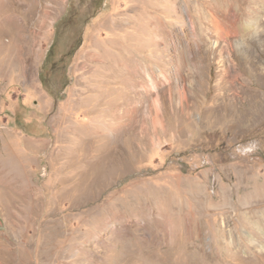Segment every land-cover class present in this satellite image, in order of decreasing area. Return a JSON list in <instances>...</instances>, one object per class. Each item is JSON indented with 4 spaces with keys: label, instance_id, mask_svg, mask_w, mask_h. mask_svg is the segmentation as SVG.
<instances>
[{
    "label": "rangeland",
    "instance_id": "obj_1",
    "mask_svg": "<svg viewBox=\"0 0 264 264\" xmlns=\"http://www.w3.org/2000/svg\"><path fill=\"white\" fill-rule=\"evenodd\" d=\"M0 264H264V0H0Z\"/></svg>",
    "mask_w": 264,
    "mask_h": 264
}]
</instances>
